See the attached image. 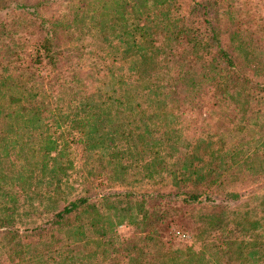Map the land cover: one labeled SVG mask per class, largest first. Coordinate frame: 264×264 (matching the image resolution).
<instances>
[{
    "label": "rangeland",
    "instance_id": "374dc122",
    "mask_svg": "<svg viewBox=\"0 0 264 264\" xmlns=\"http://www.w3.org/2000/svg\"><path fill=\"white\" fill-rule=\"evenodd\" d=\"M135 10L151 13L155 27L160 22L166 29L182 28V34L175 38L169 34V39L164 37L167 49L164 44L159 59L161 63L170 61L164 68L176 76L188 70L189 62L191 73L186 78H197L202 60L219 64L227 69L222 72L227 78L233 73L239 83L243 80L245 91H249L244 109L238 111L227 92L223 97L213 96L207 82L199 90H188L178 82L175 85L179 97L174 101L180 102L182 93L189 96L175 110L187 126L177 123V114L165 113L167 107L162 103L154 102L152 88L140 89L133 100L140 80L125 50L130 45L129 35L125 26L111 21L119 13L126 18ZM82 15L84 21L80 20ZM102 20L110 24L97 30ZM162 26L155 28L156 44L162 37ZM88 28L89 33H85ZM44 36L51 37L52 47H61V52L55 54L59 57L57 66L43 58L35 68L39 74H60L65 80L62 89L66 99L74 101L72 105L82 94L108 105L99 108L105 120L98 121L100 128L95 129L92 140L97 146L88 148L80 141L66 142L64 148L60 144L63 151L58 162L63 168L57 174L59 186L42 185L39 196H25V190H19L15 215L0 224V264H120L125 257L121 247L114 251V242L131 235L135 239L144 233L142 229L151 227L160 229L163 238L171 239L183 254L189 247L202 249L206 258L213 255L214 236L234 242L233 256L240 241L251 244L249 236L233 227V222L217 232H206L205 225L207 214L222 208L229 215L236 208L254 213V204L264 193V170L258 171L259 158L264 157V123L254 112L259 106L254 104V93L259 90L254 82L264 84V0H0V80L7 74L12 82L16 67L29 65V52ZM220 47L227 52L230 64L218 53ZM196 55L202 59H194ZM164 68L154 71L152 80L163 79L162 84L170 81L173 75L166 77ZM12 91L11 85L0 81V102L3 92L7 95ZM136 102L141 104L138 109L128 111ZM85 114L79 111L77 117ZM177 127L182 130V143L212 139L210 147L224 153V167L212 184H192L180 173L172 175L162 169L164 163L175 171L180 169L177 151L162 135L168 130L165 137L176 140L170 130ZM128 130L133 135L126 134ZM99 132L109 135L106 140L102 137L106 144L97 137ZM32 140L40 143L37 132ZM210 160L205 154L204 161L194 163L209 166ZM7 188L6 193L17 190ZM177 189L201 191L202 200L184 202L170 195ZM3 192L0 189V214L5 211L2 199H9ZM79 196L87 198L85 205L54 216ZM96 219L104 222L105 235L96 232ZM183 258L181 255L177 261ZM211 264L216 262L211 260Z\"/></svg>",
    "mask_w": 264,
    "mask_h": 264
},
{
    "label": "trees",
    "instance_id": "16d2710c",
    "mask_svg": "<svg viewBox=\"0 0 264 264\" xmlns=\"http://www.w3.org/2000/svg\"><path fill=\"white\" fill-rule=\"evenodd\" d=\"M25 5L18 4L20 7H25ZM153 14L154 17H157V13L153 12ZM114 17L111 24L125 26L123 28L124 32L129 35L128 41L130 45L125 50L130 56V60L133 61L131 68L134 69L140 80L137 90L134 88V91H136L133 95V100H136V95L139 94L140 89L152 88L155 92L153 94L154 102L156 104L162 103L164 107H167L165 113L172 112L175 116L177 114L175 117L177 118V123L180 122V124L185 125L178 118L180 116L175 110L181 108L180 104H183L189 96L182 93L181 101H174V97L176 99L179 97V93L174 90L176 83L184 84L188 90H195L196 88L199 90L200 86L207 82L213 90V96L220 95L223 97V93L227 92V97L230 96L233 102L239 104H235V108L238 111L244 109L242 105L247 103L245 96L249 91H245L243 80L242 83H239L238 76L236 74L233 75V73L227 78L222 74L227 69H223L219 64L205 63L202 60L199 63L201 70L197 78H186V75L191 73L189 62L186 63L188 70L184 74L178 73L176 76L170 73L167 68H164L170 62L169 58L162 63L159 59L161 51L163 52L164 44L165 49H167V42L164 37L166 35L167 39H169L170 35L175 38L177 34H182V28H178V30L166 29L159 22L156 27L159 26L160 28L162 26L161 33L163 34L160 37V42L156 44L157 39L155 38L158 36L155 34L157 29H155L151 13L135 10L133 14L130 13L126 18L123 13H119ZM83 18L84 15L81 16L80 20L84 21ZM98 24L97 30L105 29L110 22L106 23L102 20L98 21ZM89 31L90 29L88 28L85 33H89ZM161 41L164 42L162 43ZM52 46L51 37L44 36L39 41H36L32 51L29 52V65L17 66L18 72H16L12 82L8 81L11 76L7 74L0 80L2 84L11 85L13 89L7 95L5 92L2 93L4 99L2 97L0 102V189L4 191L3 196L7 195L9 198L2 199L5 211L0 214V224H5L15 215L17 202L21 195L19 193L20 189L25 190V196H39L42 193V185L59 186L60 178H57V174L63 167L58 162V158L62 154L65 143L80 141L88 148L97 146L95 140L92 139L97 134L95 131L100 128L98 121L102 123L105 120L100 117L103 114L99 113V108L103 104L108 105V103H104L101 100L96 102L91 99L92 96H84L82 94V97H74L78 102L72 105L74 101L72 99L67 100L62 89L65 80L62 79L60 74H57V77L40 75L39 69H35L43 58H47L50 62L54 61L53 64L57 66L59 57H55V54L56 52L60 54L61 47H58V51L56 47L53 48ZM193 47L195 48L194 43ZM217 51L230 64L231 61L227 52L221 47ZM83 54V52L79 54V57H82ZM198 58L202 59L201 55H196L194 59ZM75 66L74 64L73 73H76ZM161 68L166 70V77L173 75L170 81L163 84L161 83L163 79L159 81L152 80L153 75L157 73L156 70ZM154 71L155 73H153ZM54 72L57 73V70L54 69ZM58 72L60 73L59 69ZM158 78L156 77L155 79ZM167 86L171 89L165 90ZM162 87H164V90L161 89ZM229 87L232 88L230 93L228 92ZM258 87V92L254 93V104H259V106L254 107V112L258 114V117H263L262 122L264 123V84L254 82V88ZM34 89L40 95L33 91ZM39 90H42V93ZM64 104L67 108L70 107L67 112H64L67 109L63 108ZM140 105L136 102L135 105L128 107V111L138 109L137 106ZM96 108L98 115L95 116ZM109 108L110 105L107 109H104V114H107ZM79 111L87 112V114L77 117V112ZM146 124L145 126H147ZM37 128H40V130L38 131ZM33 129H36V131L34 132ZM145 129L147 131L150 130L148 127ZM170 131L176 140L165 137L168 130L162 132L163 140L177 151V159L181 166L180 169L175 171L164 163L162 169L172 175L180 173L183 179L188 178L192 184L196 185H209L215 182L221 173L220 169L225 164L222 159L224 153L221 149L210 147L212 139L207 141V143H203V139H196L193 143H182L180 138L181 127L171 128ZM36 132L40 136L38 145L32 140ZM126 134L131 136L133 131L128 130ZM103 136L104 140H106L109 135L99 132L97 137L104 141L102 139ZM209 137H211L210 133L207 134V138ZM60 144H63V148L59 147ZM103 144H106L105 141ZM259 145H262V142ZM218 146L221 148V144ZM196 151L201 153L198 155ZM205 154H208L211 158L207 162L209 166H198L194 163V160L204 161ZM259 159L258 171L260 172L264 170V157ZM228 168L226 167L223 170ZM254 171L257 172V170ZM7 187L17 190L6 193V191H9ZM170 195L178 196L184 202H192L202 200L203 194L198 190L177 189ZM205 199H209V197H205ZM86 202L87 198L82 196L71 199L54 216L59 217L69 213L79 206L85 205ZM8 203L9 205H6ZM222 209L207 214L208 219L206 220L205 230L207 232L208 229H215L214 232H217V229H227L228 223L233 222V227L239 228L252 240L249 245H245L246 241H240L236 256H233L235 253L234 242L218 236H214L213 250L211 251L213 255L210 258H206L204 250L190 247L186 248L187 252L183 254L178 247L172 244L171 239L163 238L164 235L160 232V229L151 227L150 229H142L144 233L138 234L139 237L135 239L133 238L134 235H131L126 238L120 237L119 240L114 242L116 244L114 251L121 247L125 257L120 264H211V260L216 262V264H264V237L262 236L264 233V193L260 195L257 204H254V213L248 208H236L230 210L231 215H229L227 211L225 212V208ZM94 223L96 232H100L101 234L99 235H105L104 222L96 219ZM113 241L114 239L112 238L110 242ZM181 255H184V258L177 261ZM171 259L174 262L170 263L169 260Z\"/></svg>",
    "mask_w": 264,
    "mask_h": 264
}]
</instances>
